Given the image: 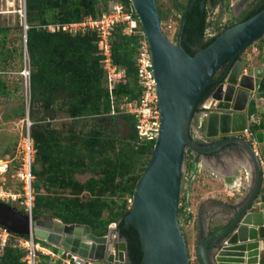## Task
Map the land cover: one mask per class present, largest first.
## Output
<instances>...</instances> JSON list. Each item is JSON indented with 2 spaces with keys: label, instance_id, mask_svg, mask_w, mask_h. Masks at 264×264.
<instances>
[{
  "label": "water",
  "instance_id": "95a60500",
  "mask_svg": "<svg viewBox=\"0 0 264 264\" xmlns=\"http://www.w3.org/2000/svg\"><path fill=\"white\" fill-rule=\"evenodd\" d=\"M131 1L151 47L161 109L159 137L123 219L125 227L132 226L139 234L141 264H191L179 217L186 151L209 156L226 147L237 150L238 163L246 171L250 168L251 182L244 198L231 204L234 209L226 222L204 233L197 243V257L200 264H245L246 256L248 264H259V248H264V165L254 146L239 134L249 127L252 94L258 92L264 78L261 65L253 66L251 73L243 72L241 57L264 36V8L224 29L207 47L191 55L182 40L188 13L198 0L189 4L177 42L162 28L157 0ZM200 6L205 11L206 0H201ZM25 38L27 43V33ZM226 62L230 63L227 71L207 97L217 104L207 115L206 136L218 139L201 143L191 135L192 120L201 96ZM256 138L264 156V130L257 131ZM257 198L260 210L249 212ZM0 225L14 235L34 234L77 264H134L116 222L96 228L59 219H35L0 199Z\"/></svg>",
  "mask_w": 264,
  "mask_h": 264
},
{
  "label": "trees",
  "instance_id": "16d2710c",
  "mask_svg": "<svg viewBox=\"0 0 264 264\" xmlns=\"http://www.w3.org/2000/svg\"><path fill=\"white\" fill-rule=\"evenodd\" d=\"M27 1V48L31 63V100L30 116L33 120L31 134L35 142L36 158L33 171L36 176V205L33 211L35 219L41 218L44 209L63 218L67 223L90 224L101 227L117 222L115 216L104 218L105 209L111 208L114 197L124 200L123 210L117 212L122 218L118 223L121 235L127 240L129 257L134 264H141L143 250L139 234L134 227H125L124 217L127 209V196L133 197L141 172L149 163L155 142H142L138 138L136 119L130 113L113 116V98L118 104L124 99L136 100L140 96L137 78L136 50L138 36L123 33L122 27L114 31L112 38V56L114 63L125 68L126 78L116 84L113 95L106 85V71L102 66L97 36L94 33L71 35L64 31H50L45 26L57 22H71L84 16H95L103 11L96 7L99 0H26ZM131 6V0H120ZM198 0L189 11L183 46L191 54L207 47L216 36L205 40L207 10L202 11ZM208 4V0H206ZM217 4V0H213ZM184 7V14L187 10ZM264 8L262 0L250 12L247 18ZM184 17V16H183ZM246 18V19H247ZM162 19V16H161ZM264 93V78L261 83ZM214 89L207 87L200 98L199 105L209 97ZM9 93V86L0 75V96ZM264 96V94H263ZM46 111L44 119L56 118L62 111L75 121L92 118L95 126L88 133L72 130L63 133L52 127L51 122L42 123L37 113ZM250 114L256 107H250ZM120 118L128 129L122 145L114 129ZM261 125H264V120ZM113 153V154H112ZM143 156V167L135 172L137 160ZM38 164L42 167L39 168ZM92 172L85 182L76 179L77 173ZM54 187L53 194L41 193V182ZM56 188V189H55ZM62 190V191H61ZM86 193V197L83 194ZM15 237L16 235L13 234ZM39 241L38 238H36ZM25 250L7 243L0 253V264H27L23 261ZM40 258H48L39 253Z\"/></svg>",
  "mask_w": 264,
  "mask_h": 264
},
{
  "label": "rangeland",
  "instance_id": "374dc122",
  "mask_svg": "<svg viewBox=\"0 0 264 264\" xmlns=\"http://www.w3.org/2000/svg\"><path fill=\"white\" fill-rule=\"evenodd\" d=\"M112 1L114 0H99L98 3H96V7H98L100 10H105V7H109ZM261 1L262 0H217V4H214L213 1H209L206 8L207 22L209 24V27L206 30L205 40H209L213 36H217L224 29L232 26L235 23L245 20L250 12H252V10ZM190 2L191 0H157L160 15L162 16V28L166 35L173 42H177L178 40V33L185 11L184 7L189 6ZM20 11H22L23 14ZM26 24L29 26L27 22L26 0H0V75L9 86V93L7 95L0 96V161L9 164L7 172L3 173L0 176V199L4 200L5 202L11 203L19 210L24 212H27L26 204L24 203L26 196L22 186V182H20V180L16 176V170L18 160H20L19 156H21L20 151H22L24 137L27 135L29 130V120L31 123V127L33 125V120L30 116L31 63L25 38L28 31V29L25 28ZM263 38L264 36H262L251 46L246 48L241 56L249 73L251 72V68L255 65V63H258L260 61L258 59L260 58L262 60L260 55L256 60H254L252 56H254V46L259 44ZM212 102L214 103V108L216 106L215 104L217 103L213 101V99L206 98L203 103H201L196 109L192 120L191 135L195 140L201 143H208L218 139L208 138L206 136V114L210 113L213 109L210 110V112L204 111L203 106L206 103L209 106ZM120 114L121 113H114L112 115L120 116ZM45 116L46 111H44L43 109H41L37 113V117L41 118L42 123L51 122L52 127L57 128L63 133L69 134L72 130L81 133H88L96 124L92 118L75 121L62 111H58L56 118L52 120L44 119ZM109 129H114V133L119 139L118 146H121L122 141H124L125 135L128 132V129L123 125L122 120L120 118H117L115 124L109 123ZM251 130L254 132L253 137L256 140V132L260 130L255 127H251ZM241 137H245L244 134H241ZM139 144H142V142L140 141ZM256 145L258 150L261 151L258 141ZM228 152L221 155V159L230 157L234 159V161H239V154L237 150H229ZM217 154L218 153H215L205 157L214 159ZM201 156L204 155H201L200 153H197L192 149H188L186 151V164L183 176L185 171L189 170V166L193 165L194 162H196L197 165L199 164V167L194 173H192L191 183L189 184V196L187 198L185 195H181L179 207L180 223L182 231L187 240L191 264H200L197 257V243L203 238L204 233H202L199 237H197L195 234L193 235L192 233H196L199 230L198 224L194 222L193 219L196 218V208H198L201 199L204 197L221 198L223 200L231 202L230 205L235 202H240L248 192L249 185L247 183L251 182L250 178L252 177V173L249 174V170L247 169L246 171V169L243 167L241 169V173H243L242 180L235 182L234 178H231L230 180L227 178L224 179L222 176H220L221 173H226L227 171L230 172V174H235L237 172L236 169L234 167H232L234 169H225L222 166L223 164L215 162V164L207 166V170H205L203 163L200 162ZM150 157L151 155L148 157L149 160ZM261 158L264 165V156H262ZM145 159H147V156H143L140 161L137 160V164L134 166L135 172H140L138 170L143 167L142 160ZM146 166L147 165H145L144 167L146 168ZM38 167L41 168L42 165L38 164ZM142 173L143 172H141V174ZM92 175L93 173L88 171L85 173H77L75 177L80 182H85ZM36 179L37 178H35V181ZM185 182H187V180ZM53 190L54 187L50 188L48 183H44V181L41 182V193L53 194ZM13 194H17L19 196L18 201L14 202L12 200L11 196ZM35 195L37 196L36 191ZM83 197L87 198L86 193L83 194ZM127 197L128 198L126 205L127 209L130 210L133 197ZM113 199H115V202H111L110 209L104 210L103 217L106 218L110 215H113L116 217V223L118 224L122 222V218L117 216V212L123 210L122 206L124 200L117 196ZM34 204L36 205V200ZM221 211L223 212L220 214V216L216 215L214 217V229L217 224H224L228 219V213L231 212V210L229 211L227 208H223ZM41 218L59 219L64 221L63 218L53 215L52 211L49 209H44ZM191 223L192 225H194V227L192 226L193 228L189 227V225L191 226ZM116 234H118V232H116ZM2 235L7 236L3 231V228H1L0 226V236ZM30 237L31 235L25 237L16 235L14 237L13 234H10L7 237V243H11L14 246L19 247L24 239H30ZM123 239L125 238L123 237ZM2 242V237H0V253H3L4 247L6 246L3 245ZM39 242L42 248L51 250L54 253V256L47 255L48 258H40L39 256L38 264H65L67 258L66 255L60 256L57 248L40 239ZM260 248L263 247L261 246ZM260 248L258 255L259 262ZM21 249L25 250L26 255V248L23 247ZM55 253L57 257H55ZM261 259V263L264 264V253L262 254Z\"/></svg>",
  "mask_w": 264,
  "mask_h": 264
},
{
  "label": "built area",
  "instance_id": "2783aa9c",
  "mask_svg": "<svg viewBox=\"0 0 264 264\" xmlns=\"http://www.w3.org/2000/svg\"><path fill=\"white\" fill-rule=\"evenodd\" d=\"M118 27H122L124 34L136 35L139 38L135 58L138 84L140 86V96L136 100L124 99L119 104L115 102V98L112 96L113 106L111 114L130 113L134 115L139 140L141 142H156L161 128V109L159 103L158 83L153 68V57L149 40L133 4H131V6H126L120 0H114L107 10L97 16L89 14L77 21L57 22L55 24L45 26V28L50 31H64L71 35L87 33L96 34L99 54L102 56L101 63L106 71V82L112 95L116 84L126 78L125 68L116 65L112 56V38L114 31ZM247 71L248 69L244 65L243 72L247 73ZM213 105V102L209 106L207 103L204 104V111L210 112V110L213 109ZM30 127L31 123L29 120V130L27 135L24 137L22 151H20L21 156H19L20 160H18L16 176L20 182H22L25 192L26 199L24 203L26 204L27 213L33 216L34 203L36 200V190L34 185L36 176L33 171L36 147ZM240 134H244L245 137L242 138L248 140L259 153L260 157H262L257 148V139L255 140L253 137L254 132L251 130V127L249 126ZM8 167L9 164H7V170ZM11 198L14 202L19 200V196L17 194H13ZM260 205L261 200L260 198H257L254 201L253 206L249 209V212L260 210ZM1 228H3V231L7 235L0 236L2 237V244L6 245L8 242L7 237L11 233L3 226H1ZM24 240L21 242L19 247L26 248V255L23 260L27 264H38L39 253L41 252L46 255L54 256V253L51 250L41 247L40 242L36 240L34 234L31 235L30 239H26L25 242ZM263 253L264 248H260L259 264H262L261 258ZM55 257H57L56 253ZM65 264L77 263L72 259L66 258Z\"/></svg>",
  "mask_w": 264,
  "mask_h": 264
},
{
  "label": "crops",
  "instance_id": "0c3cea01",
  "mask_svg": "<svg viewBox=\"0 0 264 264\" xmlns=\"http://www.w3.org/2000/svg\"><path fill=\"white\" fill-rule=\"evenodd\" d=\"M253 54L252 58L256 60L259 55L262 58L258 63H255L254 66L256 65H261L264 66V38L261 40L259 44L254 46L253 48ZM249 73V71H247ZM251 73V72H250ZM263 91H261V88L258 90V92H254L252 94V101L250 103V107L254 104L256 107L255 113L252 114L251 119L249 120L250 127H255L258 130H264V125H261L263 120H264V96H263ZM250 112V111H249ZM200 162L203 163L204 169H206L207 166H211L213 164L219 163L223 164V168L227 169H236L235 174H230V172L226 173H221L220 176H222L224 179H231L234 178L235 182L240 181L243 179V176L241 173V169L243 168L240 163L237 161H234V159L230 157H225L222 158L221 161H218L216 157L213 159H209L208 157L201 156L200 157ZM199 167V164L197 165L196 162L193 163V165L189 166V170H186L183 176V181H182V190H181V195H185L187 198L189 196L190 190H189V184L191 183L192 179V173H194ZM234 167V168H232ZM192 171V172H190ZM241 173V174H240ZM187 180V182H185ZM247 181V178H246ZM247 183V182H246ZM249 183V182H248ZM247 183V184H248ZM231 202L223 200L221 198H202L201 201L199 202L198 208H196V218L193 219L194 222H196L199 226V230L195 233L193 232L192 234L196 235L197 237L201 236L202 233L209 232L210 230H214V224H215V216H220V214L223 212L221 211L225 206L230 205ZM220 221V220H219ZM226 222V221H225ZM195 223V224H196ZM194 225L191 226L189 225L190 228H193Z\"/></svg>",
  "mask_w": 264,
  "mask_h": 264
},
{
  "label": "flooded vegetation",
  "instance_id": "af4514ba",
  "mask_svg": "<svg viewBox=\"0 0 264 264\" xmlns=\"http://www.w3.org/2000/svg\"><path fill=\"white\" fill-rule=\"evenodd\" d=\"M209 1H213V0H208V2ZM229 62H226L225 64H223V66L220 68V70L217 72V74L215 75V77H214V79H215V82L212 84L214 87H216L217 86V84L219 83V80H220V78L225 74V72L227 71V69H228V67H229ZM201 103H203V101L201 102ZM200 103V104H201ZM240 137H241V134L239 135ZM229 150H234V148L233 147H226L223 151H222V153H218L215 157H216V159L218 160V161H221V155H223V154H226ZM229 153V152H228ZM225 208H227L229 211L231 210H233L234 208L231 206V205H227V206H225Z\"/></svg>",
  "mask_w": 264,
  "mask_h": 264
},
{
  "label": "bare ground",
  "instance_id": "6f19581e",
  "mask_svg": "<svg viewBox=\"0 0 264 264\" xmlns=\"http://www.w3.org/2000/svg\"><path fill=\"white\" fill-rule=\"evenodd\" d=\"M22 14H23V12L22 11H20ZM19 12V13H20ZM212 98V97H211ZM213 99V98H212ZM213 101H215L214 99H213ZM216 102V101H215ZM217 103V102H216ZM247 169L249 170V174H251L252 172H251V170H250V168L249 167H247ZM7 171V164L5 163V162H1L0 161V176L3 174V173H5ZM252 176V175H251ZM250 176V177H251ZM251 179V178H250ZM247 259H248V257L246 256L245 257V264H248V262H247Z\"/></svg>",
  "mask_w": 264,
  "mask_h": 264
}]
</instances>
